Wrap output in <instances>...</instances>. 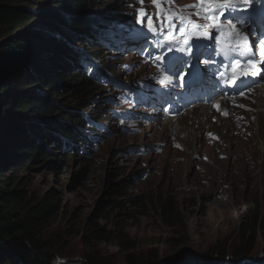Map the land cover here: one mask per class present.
Instances as JSON below:
<instances>
[{"label":"rangeland","instance_id":"obj_1","mask_svg":"<svg viewBox=\"0 0 264 264\" xmlns=\"http://www.w3.org/2000/svg\"><path fill=\"white\" fill-rule=\"evenodd\" d=\"M30 1L32 6H24L22 11L35 18L67 12L60 9L61 4L51 1L38 4L37 0ZM83 1L91 8L89 13L82 12L85 16L78 17L84 18V22L88 18L96 26L97 20L104 18L118 44L139 45V49L125 51L118 45L112 48L111 44L95 48L86 42L81 47L74 41L71 46L102 70L103 79L93 87H86L89 97L82 102L69 94L70 88L60 87L53 92L47 88L48 84L43 85L41 78H49L44 70L39 73V81L27 84L31 87L26 89L28 92L43 98L52 107L51 117L45 118L46 121L63 124L67 117L64 110L73 109L86 119L87 126L82 125L87 129L93 127L89 134L94 141L85 154L73 156L45 142L48 154L44 163L33 161L28 171L15 166L5 172L6 176L21 181L22 191L29 189L40 197L54 191L59 212L42 223L43 234L41 239L37 237L40 242L49 243L47 253L54 257V261L45 263L86 264L85 257L91 254L102 264H127L128 258L145 259L150 255L157 257L158 264H193L201 262L204 252L214 247L227 250L226 255L230 256L231 248L246 241L251 234L249 231L242 236L241 227L251 226L253 218L264 212V122L261 119L264 109L258 120L254 116L256 94L264 88V70L257 85L248 88L247 93L221 99L227 114L219 113L220 107H206L196 97L197 105L190 113L184 111L168 120L161 113L163 105L181 98L185 101L191 95L186 93L191 74L187 67L183 68L186 86L178 69L168 87H159L163 78L168 80L171 69H177L181 63L172 61L171 53L182 54L181 43L187 41L191 43L188 46L195 47L198 60L204 56L212 59L214 48L221 53L217 55L224 56L222 37L215 33V29L223 26L220 22L224 16L223 0ZM241 3L244 0H230L229 5L235 8ZM114 4L117 6L111 8ZM202 4L208 7V13ZM14 5L20 6V3ZM149 18L153 22L151 27ZM41 25L35 20L16 31L13 37L34 28L41 33L44 29ZM192 31L194 38L190 36ZM138 37L141 41L137 44ZM95 40L93 37L92 41ZM2 42L0 38V51ZM62 42L65 46L68 40ZM198 49H205L207 53L199 56ZM89 50L95 51L99 60L85 53ZM0 56H3L0 57L1 73L4 68L12 70L14 56L7 52H0ZM167 62L173 66L165 70ZM202 65L201 70L205 71L202 76H205L209 69L204 70ZM72 78L66 76V79ZM82 87H85L82 83L77 85ZM253 92L255 96L250 105L254 110L249 114L239 112L234 104L228 103L234 98L248 101ZM3 96L0 95V100ZM206 100L213 103L210 98ZM260 100L264 101V95ZM186 104L183 102L172 110L177 112ZM213 109L217 110L215 114ZM244 115L249 117L244 119ZM187 127L203 141L197 135V141H190L192 136L184 135ZM52 134L56 141L57 137ZM181 138H188L185 143H191L193 151L198 150L197 158L191 156L193 152L183 157ZM227 139L236 142L223 149L221 141ZM111 200L113 205H122H107ZM102 205L105 208L101 213ZM94 230L118 239L114 237L101 243L85 241ZM255 240L250 259L242 264H264L262 240L258 235ZM230 259L227 257L225 263L231 264Z\"/></svg>","mask_w":264,"mask_h":264},{"label":"trees","instance_id":"obj_2","mask_svg":"<svg viewBox=\"0 0 264 264\" xmlns=\"http://www.w3.org/2000/svg\"><path fill=\"white\" fill-rule=\"evenodd\" d=\"M43 1L61 4L63 8L60 9H65L67 12L57 14L58 16L48 14L35 18L25 14L28 12L22 11L24 6H32L30 0H0V38L3 39L0 52H7L14 56L11 61L12 70L5 71L3 66L4 73H1L0 65V95H4V98L0 100V130L2 131L0 136V263L2 264L26 262L46 264V260L54 261V257L47 253L49 243L40 242L37 237L41 239L43 234L41 232L43 230H40L42 223L59 212V207L54 202L53 190L42 197L30 193L29 189L27 192L22 191L20 190L21 181L6 176L5 172L15 166L28 171V165L33 161L44 163L48 154L45 142L53 146L55 150L61 148L65 153L70 152L74 156L78 153L85 154L88 145L94 141H91L93 137L89 134L93 127L87 129L86 119L73 109L64 110L67 112V117L63 119V124L46 121L45 118L51 117L49 115H51L52 107L43 98L28 92L26 89L31 87L27 84L30 81H39V73L44 70L49 78H41V81L43 85L48 84V89L55 92L60 87L70 88L68 92L72 97L81 100L80 102L88 100L89 93L85 90L87 86L93 87L99 79L98 70L94 63L89 61V73L85 62L77 55V50L71 44L76 41L78 45L84 46L85 42H90L92 47L99 48L101 39H105V42L114 41L108 31L109 24L104 22V18L95 21L98 24L96 26L94 22H88V18L84 22V18L78 17L89 13L91 5L88 2L83 0H37L35 2L38 4ZM16 2L20 3V6L14 5ZM116 6L114 4L111 8ZM35 20L43 24L41 25L44 28L43 32L41 31L43 36L40 29L34 28L13 37L16 31L27 27ZM93 37L98 38V43L92 44L96 42L92 41ZM63 40H68L65 46ZM113 43L116 45V42ZM90 54L94 60H99L95 51H90ZM0 57L3 58V56ZM66 76L74 79H66ZM81 83L85 87L77 88V85ZM83 123L86 126L82 125ZM93 124L97 125L94 122ZM52 133L57 137L56 141L52 139ZM68 156L67 154L66 157ZM83 171L84 168L81 167L80 173ZM112 203L114 202L111 200L106 204L111 207L116 206ZM121 205L122 203H118L116 207ZM166 206L168 207L169 204ZM104 208L102 205L101 213ZM249 231L251 234L248 235V239L240 241L238 245L231 248L230 256L226 255L227 250L223 251L214 247L202 253L201 262L225 263L227 257H231V264L242 263L251 257L256 235L260 236L264 251V212L260 217L253 218L251 226L241 227L240 233L243 236ZM91 233L92 235H87L85 241L96 240L101 243L116 237L100 230H94ZM156 259L154 255L145 259L128 258L127 264H158ZM85 263L102 264L98 257L91 254L85 257Z\"/></svg>","mask_w":264,"mask_h":264},{"label":"bare ground","instance_id":"obj_3","mask_svg":"<svg viewBox=\"0 0 264 264\" xmlns=\"http://www.w3.org/2000/svg\"><path fill=\"white\" fill-rule=\"evenodd\" d=\"M202 7L204 9V12L205 13H208V7L206 5H204V4H202ZM235 10L240 11V12H247V13L249 12V14H250L249 15V18L254 17L257 14H260V13H263L264 12V8L263 7H259L255 3L254 4L253 3H250V0H244V3H241L240 5H236ZM221 11H222V13L224 15L226 14V11H225L224 7L222 8ZM213 14L214 13L212 12L211 15H213ZM244 23H245V26H243V28H242V31H241L242 33H239L236 36L246 35V36H248V40H249L251 38V34L252 33H255L257 31L264 32V26L259 25L257 22H254L251 19L246 20ZM227 28L230 29V26H228ZM228 29L226 30V33L229 32ZM140 41H141V38L140 37H138L135 40V42L137 44L140 43ZM222 42L223 43H226L225 34L224 33H223ZM234 46H235V44L230 43V48H233ZM197 52H198L199 56H202L205 53H207V51L205 49H198ZM210 56H212V59H210V60L206 56H204L203 59H202V61H204L203 62V65H202V67H203L204 70L207 69V67L209 66L210 63H214V62H216L218 60V55L211 53ZM187 58L188 57L186 55H184V54H179V53L177 54V52H172L171 53V60L172 61H178V62H181V63H186L187 62L186 61ZM235 59H237V58H235ZM190 62H194V61H190ZM179 70H180V73L183 72L184 71L183 66L181 68H179ZM84 73H86V72H84ZM86 76H87V73H86ZM183 84L186 86V78L183 79ZM252 85H257V84L256 83H251V82H246V81L245 82H239V83H237L236 86L239 88V89H237L239 91H237L232 96H236V95H241V94L247 93L246 90L248 88H250ZM244 88H247V89H244ZM262 90L263 91H261L260 94H256V96H258V99H256L255 100V103H254L255 104V114H254V116H256V120H258L259 114L263 113L262 111L264 109V101L261 103V100H260V98L264 95V88H262ZM188 92H193V91H188ZM221 101H222L221 99L218 100V103L220 104L218 106V107H220L219 113L224 112L226 110V107H223V105H221L222 104ZM211 102H214V100H212ZM228 103L234 104L235 109L239 110V112L244 111L247 114H249L251 112V110H254L253 106H251L249 104V102L247 100H245L244 98H234L233 100H229ZM218 107H216V108H218ZM201 110H204V109H201ZM204 111H206V110H204ZM216 112H217V110H215V109L212 110V113L213 114H215ZM261 119L264 122V114L262 115ZM189 121H191V120H189ZM249 122H250V120H249ZM183 131H185V128L183 129ZM194 134H195L194 133V130L192 128H190V127H187L186 128V132L184 133V135L192 136L191 139H190V141H197L196 135L199 138H201V136H199L198 134H196V135H194ZM212 134L213 135H216L215 133H212ZM188 140H189L188 138H181L179 140V143H180V145L182 146V149H183L182 153L185 154V156H183V157L186 158L189 155H191L192 152H193V155H191V156H195V158H197L198 157L197 156L198 150L197 149H194V151H193L191 149V146H192L191 143H190V145H187L185 143V141H188ZM250 140L255 141L253 139V137H250ZM91 141H93V139H91ZM202 141H203V139H202ZM261 141H263V140H261ZM233 142H236V141H229L227 139L226 141H221V146H222L223 149H226V145H227V147H229ZM224 151H226V150H224Z\"/></svg>","mask_w":264,"mask_h":264},{"label":"snow or ice","instance_id":"obj_4","mask_svg":"<svg viewBox=\"0 0 264 264\" xmlns=\"http://www.w3.org/2000/svg\"><path fill=\"white\" fill-rule=\"evenodd\" d=\"M221 7H225V5H221ZM222 14V13H221ZM143 15V14H142ZM209 19H211V17H208ZM148 24H149V27L152 26V20L149 18L148 19ZM185 43H187V41H185ZM259 48H260V54L261 56H264V40H262L260 42V45H259ZM171 51V49H169ZM179 51H184V49H179ZM188 51L190 52L191 49L189 48ZM157 59H161V57H157ZM189 65L191 64L190 61L187 62ZM207 63V62H206ZM238 63V62H237ZM248 63L251 65V71H245L243 74H242V79H247L248 77H255L257 75H260L261 74V70L260 69H257L256 66H255V63L252 61V60H249ZM186 75V73H183L181 74V79H183V76ZM223 75V73L221 74ZM237 79H241V76L240 74L237 72L235 73ZM236 81L233 80V83H235Z\"/></svg>","mask_w":264,"mask_h":264},{"label":"clouds","instance_id":"obj_5","mask_svg":"<svg viewBox=\"0 0 264 264\" xmlns=\"http://www.w3.org/2000/svg\"><path fill=\"white\" fill-rule=\"evenodd\" d=\"M81 47H83V46H81ZM257 82H258V80H257L255 83H257ZM252 96H255V93H254V92L251 93L250 96H248L249 104L251 103ZM223 113H224V112H223ZM224 114H227V113L225 112ZM177 116H178V115H177ZM248 117H249L248 115H244V119H247ZM175 118H176V116H174L173 119H175ZM168 120H170V119H168ZM242 124H243V123H242Z\"/></svg>","mask_w":264,"mask_h":264},{"label":"water","instance_id":"obj_6","mask_svg":"<svg viewBox=\"0 0 264 264\" xmlns=\"http://www.w3.org/2000/svg\"><path fill=\"white\" fill-rule=\"evenodd\" d=\"M193 264H227V263H213V262L212 263H203V262H196V263H193ZM233 264H242V263H233Z\"/></svg>","mask_w":264,"mask_h":264}]
</instances>
